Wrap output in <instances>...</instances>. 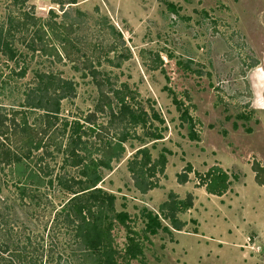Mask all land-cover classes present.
<instances>
[{"label": "rangeland", "instance_id": "rangeland-1", "mask_svg": "<svg viewBox=\"0 0 264 264\" xmlns=\"http://www.w3.org/2000/svg\"><path fill=\"white\" fill-rule=\"evenodd\" d=\"M69 1L18 5L0 0V23L17 16L20 8L43 20L54 12L57 23L76 26L72 37L80 46L73 49L72 60L36 55L21 79L11 72L19 71L22 62L14 64L0 54V116L22 111L23 92L35 72L53 71L76 85V97L62 102L61 118L94 114L90 144L100 146L123 128L112 122L107 107L97 108L100 91L90 72L97 69L110 97L109 88L118 90L147 114L144 124L129 129L123 157L103 171L99 186L115 195L116 208L130 215L140 237L142 209L157 212L171 191L179 198L193 196V207L181 215L184 229L173 236L163 231L150 236L144 240V256L125 264H264V186L254 171L264 168V0ZM90 61L93 67L87 68ZM39 114L28 111L29 122ZM144 146L153 160L167 156L164 175H157L159 186L146 194L134 186L128 166ZM63 156L45 162L58 170ZM214 167L230 176L222 196L207 193L199 179ZM180 174L188 175L186 183H179ZM14 181L9 167L0 165V201L9 207L14 238L30 237L32 246L40 245L38 254L50 252L39 264H75L63 231L50 230L54 208L71 195L41 188L38 207L37 201L22 200ZM127 234L121 225L113 230L119 249ZM4 256L7 264H21L13 251Z\"/></svg>", "mask_w": 264, "mask_h": 264}, {"label": "trees", "instance_id": "trees-1", "mask_svg": "<svg viewBox=\"0 0 264 264\" xmlns=\"http://www.w3.org/2000/svg\"><path fill=\"white\" fill-rule=\"evenodd\" d=\"M27 1L14 0V3L21 5ZM68 3L76 4L77 1ZM18 12L17 16L9 15L7 23H0V54L14 64L22 62L19 71L12 69L13 75L24 78L29 69L28 62L36 55L58 61L64 57L72 60L73 49L78 51L80 48L75 36L72 37L78 30L73 23H57L54 12L45 20L23 8ZM18 46L31 54L29 61L26 60L28 53ZM114 50L112 46L110 52ZM91 63L87 68L93 67ZM90 72L100 91L98 110L103 111L107 107L112 122L117 120L115 123L120 127L122 125L123 129L120 132L115 130L117 133L100 146L90 144L96 129L94 114H88L85 118L76 116L71 120L60 116L62 102L76 97L73 80L53 71H37L34 80L23 92L24 98L19 106L22 111H15L10 117L0 116V165L9 167L22 200L28 198L31 204L37 201L35 205L38 207L42 199L38 200L36 194L41 188L55 187L58 192L71 195L60 208H54L50 227L53 231H63L64 238L69 240L67 246L70 248L71 263L125 264L144 256V240H149L150 236L160 231L173 236L175 231H182L186 222L181 215L193 207V196L188 194L186 198H179L171 191L157 212L142 209L144 228L141 237L132 229L130 215L119 211L115 195L99 185L103 181V171L111 170L112 163L123 157L129 129L144 124L147 114L142 110L138 112L125 95L118 94V90L109 88L108 92L114 93V97H110L104 82L96 76L99 75L97 69ZM28 111L40 112L33 124L29 122ZM16 115H21L20 121ZM152 136L155 140L160 139L159 135ZM61 153L64 155L63 163L58 170L45 162L46 157L54 160ZM166 163V154L161 153L153 160L147 146L138 149L128 164L136 189L146 194L157 188V175H164ZM254 171L257 182L264 186V168L257 166ZM187 172H192L191 166L187 167ZM199 179L207 193L212 195L222 196L230 188L229 174L219 167L211 168ZM187 181V174L179 175V183ZM8 209L0 201V263L7 264L9 260L4 255L13 251L19 263L39 264L40 259L50 252L42 249L38 254L40 245L32 246L30 237L23 239L19 234L17 239L14 238L17 234L10 226ZM118 225L128 232L127 243L122 249L115 245L113 236V230Z\"/></svg>", "mask_w": 264, "mask_h": 264}]
</instances>
